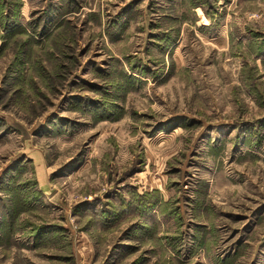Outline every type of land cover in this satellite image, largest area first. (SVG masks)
<instances>
[{"label": "rangeland", "instance_id": "rangeland-1", "mask_svg": "<svg viewBox=\"0 0 264 264\" xmlns=\"http://www.w3.org/2000/svg\"><path fill=\"white\" fill-rule=\"evenodd\" d=\"M0 264H264V0H0Z\"/></svg>", "mask_w": 264, "mask_h": 264}]
</instances>
